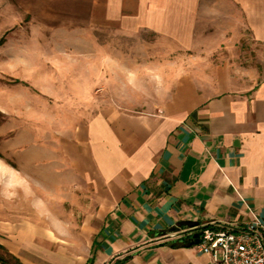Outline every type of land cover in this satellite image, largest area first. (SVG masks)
<instances>
[{
  "label": "crops",
  "instance_id": "crops-1",
  "mask_svg": "<svg viewBox=\"0 0 264 264\" xmlns=\"http://www.w3.org/2000/svg\"><path fill=\"white\" fill-rule=\"evenodd\" d=\"M59 1L63 23L90 29L120 10L125 34L148 28L197 59L161 105L106 106L62 142L92 190L84 264H221L187 239L251 212L264 221V0Z\"/></svg>",
  "mask_w": 264,
  "mask_h": 264
},
{
  "label": "rangeland",
  "instance_id": "rangeland-1",
  "mask_svg": "<svg viewBox=\"0 0 264 264\" xmlns=\"http://www.w3.org/2000/svg\"><path fill=\"white\" fill-rule=\"evenodd\" d=\"M59 7V0L51 5L0 0V259L5 264L90 259L92 190L78 185L62 142L106 106L156 108L169 98L175 80L196 66L194 51L175 40L166 46L162 33L145 28L139 39L125 34L120 10H110L107 22L102 15L104 23L89 29L63 23L70 16Z\"/></svg>",
  "mask_w": 264,
  "mask_h": 264
},
{
  "label": "built area",
  "instance_id": "built-area-1",
  "mask_svg": "<svg viewBox=\"0 0 264 264\" xmlns=\"http://www.w3.org/2000/svg\"><path fill=\"white\" fill-rule=\"evenodd\" d=\"M242 225H206L196 235L200 251L221 264H264V221L251 212ZM194 235V237H195Z\"/></svg>",
  "mask_w": 264,
  "mask_h": 264
},
{
  "label": "trees",
  "instance_id": "trees-1",
  "mask_svg": "<svg viewBox=\"0 0 264 264\" xmlns=\"http://www.w3.org/2000/svg\"><path fill=\"white\" fill-rule=\"evenodd\" d=\"M0 156H2L1 152H0ZM189 224H190V222H179L178 228L183 227V226L187 227ZM199 233H200V230H198L195 234L198 235ZM195 234H193V236L188 237L187 240L189 241L190 244H198L199 243L200 240L198 238H196ZM194 235H195V237H194ZM0 262H1V264H5L3 259H0ZM122 262H123V260H116L112 264H122Z\"/></svg>",
  "mask_w": 264,
  "mask_h": 264
}]
</instances>
